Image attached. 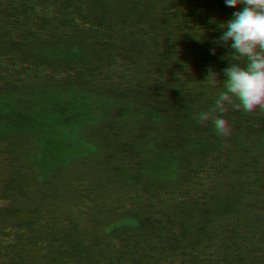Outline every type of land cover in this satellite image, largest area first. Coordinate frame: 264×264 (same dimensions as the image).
I'll return each instance as SVG.
<instances>
[{
    "label": "rangeland",
    "instance_id": "obj_1",
    "mask_svg": "<svg viewBox=\"0 0 264 264\" xmlns=\"http://www.w3.org/2000/svg\"><path fill=\"white\" fill-rule=\"evenodd\" d=\"M96 3L87 14H72L63 28L55 29L54 40L46 48L48 58L36 61V67L35 61H23L20 81L38 90H14L12 95L36 106L60 104L120 113L137 121L143 118L138 110L153 116L179 146L191 175L194 189L182 175L180 190L207 258L211 264H246L247 251L234 245L245 181L216 158L209 143L195 151L193 161L188 139L176 127L178 121L186 122L197 138L194 143L203 141L209 119L204 112L211 110L214 116L226 99L221 103V97L213 99L212 106L206 101L205 107L198 104L202 96L197 92L192 96L195 109L183 114L181 107L204 77L192 80L188 89L181 86V79L169 82L157 69L149 70V59L162 55L170 60L164 63L166 67H171V62L184 58L180 47L157 53V44L169 37L161 24L173 16L176 23L180 19L175 2ZM201 5L196 3L197 8ZM202 33L193 26L187 42L199 44L211 34ZM140 60L147 63L141 65ZM177 108L181 111L175 115ZM84 124L81 134H70L65 124L40 122L0 99V220L15 222L28 233L21 232L25 237L15 240L0 225V264H205L157 158L133 140L130 128L122 124L120 130L104 131L97 137L94 125ZM224 128L232 131L239 126ZM157 138L175 165L165 137ZM248 141L247 155L252 150ZM109 186H117L127 201L129 226L119 232L98 219ZM46 219L53 224L34 238V230L42 229ZM69 223L82 235L81 248H73L64 237V226ZM72 252L76 253L73 258Z\"/></svg>",
    "mask_w": 264,
    "mask_h": 264
},
{
    "label": "trees",
    "instance_id": "obj_2",
    "mask_svg": "<svg viewBox=\"0 0 264 264\" xmlns=\"http://www.w3.org/2000/svg\"><path fill=\"white\" fill-rule=\"evenodd\" d=\"M173 2L180 19L176 23L173 16L161 24L169 37L157 44V53H171L180 47L184 48V58L171 62V67H166L167 60L162 55L149 59V70L157 69L169 82L181 79V86L188 89L192 80L204 77L200 88L181 107L183 114L190 115L195 109L192 96L197 92L202 98L199 103L194 101L205 107L206 101L212 106L213 99L221 97L220 103L226 99L224 108L216 109L214 116L211 110L204 112L209 119L205 120L208 129L203 141L194 143L197 138L186 122L178 121L180 126L176 127L188 139L187 150L193 155V161L197 159L195 151L203 150L209 143L216 158L232 167L234 174L245 181V198L239 207L240 221L236 226L239 233L234 245L247 251L246 264H264V0ZM196 3L202 4L201 7L197 8ZM193 26L201 28L202 34L211 33L210 36L203 35L199 44L188 43L187 35ZM181 108L176 109L175 115ZM230 124L239 129L224 128ZM245 132H248L246 138L252 141L249 155L245 151L250 145L243 139ZM166 137L175 158L186 165L179 146L168 134Z\"/></svg>",
    "mask_w": 264,
    "mask_h": 264
},
{
    "label": "flooded vegetation",
    "instance_id": "obj_3",
    "mask_svg": "<svg viewBox=\"0 0 264 264\" xmlns=\"http://www.w3.org/2000/svg\"><path fill=\"white\" fill-rule=\"evenodd\" d=\"M96 1L89 8V11L97 6ZM10 2L11 5H8ZM72 14H76L73 11V0H0V99L26 111L40 122L54 125L63 123L65 124L64 129L70 134L72 132L81 134L86 129L84 123L94 125L93 128L98 131L96 137L99 136V133H104V131L120 130L119 126L121 124L125 128H130L131 138L141 144L145 148V151L153 154L162 166L168 181L174 189L183 215L187 220V230L199 248L205 264H211L203 250L199 236L193 228L189 216L190 211L183 201L180 190L179 179L182 175H185L194 189L191 175L186 165H183V161L175 158L176 164L172 165L170 163L163 149L162 141L157 138L162 135L168 143L166 134L153 116L136 108L143 115L140 121L120 113L106 114L60 104L36 106L12 95L14 90H38L20 81L23 61H35L36 67L38 60L48 58L46 48L54 40L55 29L63 28L65 21H69ZM55 94L63 95L59 93ZM93 128L91 129L93 130ZM101 193L103 194V192ZM53 207L57 208V205ZM52 224L51 220L46 219L42 225V229H35V227L29 229H35V238L39 234L42 235L47 232ZM0 225H2L1 229L7 233L8 238L20 240L22 237H25V235H20L21 232L26 235L28 234L23 230H19V225L15 222H9L6 219L0 220ZM58 225H60V222H57V228ZM65 225L64 237L68 239L73 248H81V233L77 232V229L72 224ZM15 244H20V242ZM58 254L61 255L59 252ZM74 254L76 253L72 252L70 256L73 258Z\"/></svg>",
    "mask_w": 264,
    "mask_h": 264
},
{
    "label": "clouds",
    "instance_id": "obj_4",
    "mask_svg": "<svg viewBox=\"0 0 264 264\" xmlns=\"http://www.w3.org/2000/svg\"><path fill=\"white\" fill-rule=\"evenodd\" d=\"M95 0H73L74 13L87 14ZM106 205L99 209L98 219L106 227L113 226L114 232L129 226L127 201L117 186H109L105 191Z\"/></svg>",
    "mask_w": 264,
    "mask_h": 264
}]
</instances>
